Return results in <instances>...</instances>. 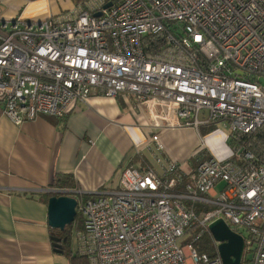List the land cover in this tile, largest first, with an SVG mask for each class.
Instances as JSON below:
<instances>
[{
    "label": "built area",
    "instance_id": "1",
    "mask_svg": "<svg viewBox=\"0 0 264 264\" xmlns=\"http://www.w3.org/2000/svg\"><path fill=\"white\" fill-rule=\"evenodd\" d=\"M70 11L0 19L3 115L19 126L64 118L93 92L127 93L147 129H191L199 146L181 163L153 138L156 168L127 164L116 190L77 198L78 255L88 264H223L208 229L222 220L243 239L240 264H264V0H79ZM218 124L235 141L227 157L206 152L200 137ZM205 236L211 254L195 246Z\"/></svg>",
    "mask_w": 264,
    "mask_h": 264
},
{
    "label": "crops",
    "instance_id": "2",
    "mask_svg": "<svg viewBox=\"0 0 264 264\" xmlns=\"http://www.w3.org/2000/svg\"><path fill=\"white\" fill-rule=\"evenodd\" d=\"M153 138L164 145L163 158L181 163L199 148L191 129H147L144 110L127 93L105 98L93 92L64 118L41 115L19 126L0 105V264H67L54 251L57 234L47 224L53 177L72 176L77 190L67 192L81 194L77 198L116 190L127 164L156 168L146 149Z\"/></svg>",
    "mask_w": 264,
    "mask_h": 264
},
{
    "label": "water",
    "instance_id": "3",
    "mask_svg": "<svg viewBox=\"0 0 264 264\" xmlns=\"http://www.w3.org/2000/svg\"><path fill=\"white\" fill-rule=\"evenodd\" d=\"M34 1V0H32ZM111 3L104 6L109 8ZM100 14H95V17ZM241 76V73H238ZM52 195L47 201V224L52 230L63 232L65 227L73 223L76 216L77 198L75 192L49 190ZM58 195V196H57ZM213 239L218 242V253L223 264H240L244 242L241 236L231 231L222 220H217L208 227ZM54 251L61 253L60 239L52 238Z\"/></svg>",
    "mask_w": 264,
    "mask_h": 264
},
{
    "label": "rangeland",
    "instance_id": "4",
    "mask_svg": "<svg viewBox=\"0 0 264 264\" xmlns=\"http://www.w3.org/2000/svg\"><path fill=\"white\" fill-rule=\"evenodd\" d=\"M73 4L76 5V3L74 2ZM71 6V3L66 0H62V2L56 0H0V19L5 21H13L14 19L25 18L28 20L36 19L41 21L46 18L45 13H49L48 15L51 16L60 13V15H62L63 17L70 18L72 15V12L70 11L72 9ZM63 8H67L70 10H63ZM37 9L40 13L37 11ZM31 13L34 14L31 15ZM32 16L34 18H32ZM199 133L200 137L202 138L205 137L204 135L210 134L208 137L204 138V147H206V152L213 150L216 151L217 149L220 150L222 156L224 157L230 155L232 146L231 142L227 141L230 137L226 139V142L224 141L225 135H229V131L227 128H224L221 124H218L214 127H202L200 128ZM191 164L193 165V167L197 164L195 158L191 160ZM219 188L220 185H217L216 189L219 190ZM77 214L80 217V214L78 212ZM76 233V228H72L70 233L69 247L71 252L73 253L77 251Z\"/></svg>",
    "mask_w": 264,
    "mask_h": 264
},
{
    "label": "trees",
    "instance_id": "5",
    "mask_svg": "<svg viewBox=\"0 0 264 264\" xmlns=\"http://www.w3.org/2000/svg\"><path fill=\"white\" fill-rule=\"evenodd\" d=\"M74 3H78V0H71ZM258 141L264 143V138L261 135H258ZM244 142L249 141V138H243ZM228 142H231V146H235V141L233 139H229ZM261 143V144H262ZM257 145V144H256ZM256 145L254 147H256ZM206 153V152H204ZM50 189L61 190V191H76L77 186L72 178V176L68 175H55L52 179ZM58 196V195H57ZM93 195H83L82 199H88ZM52 197L51 195L48 196ZM78 195H75L77 198ZM76 228V231H80L82 229V220L79 215L76 213L74 221L69 226L65 227L63 232H59L58 230H51L53 233L57 234L60 239L61 245V254L67 259V264H88L86 257L78 255L77 253H73L70 250L69 242H70V233L72 228ZM197 249L200 252H206L207 254H211V246L210 239L208 237H203L199 242L195 244Z\"/></svg>",
    "mask_w": 264,
    "mask_h": 264
}]
</instances>
